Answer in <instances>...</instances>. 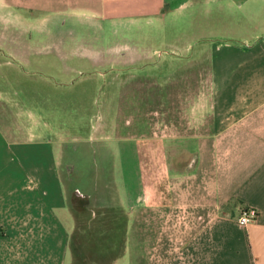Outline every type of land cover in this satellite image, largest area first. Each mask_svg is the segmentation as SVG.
<instances>
[{
  "label": "crops",
  "instance_id": "obj_1",
  "mask_svg": "<svg viewBox=\"0 0 264 264\" xmlns=\"http://www.w3.org/2000/svg\"><path fill=\"white\" fill-rule=\"evenodd\" d=\"M203 6L227 8L248 24L249 39L213 43L226 57L212 69L207 129L184 142L195 152L184 145L170 156L166 147L163 199L137 197L126 214L116 196L105 202L98 193L96 207L78 211L56 157L23 144L14 160L2 142L0 264H264V0H0V20L27 14L120 26ZM246 207L258 216L240 225Z\"/></svg>",
  "mask_w": 264,
  "mask_h": 264
},
{
  "label": "rangeland",
  "instance_id": "obj_2",
  "mask_svg": "<svg viewBox=\"0 0 264 264\" xmlns=\"http://www.w3.org/2000/svg\"><path fill=\"white\" fill-rule=\"evenodd\" d=\"M218 11L191 7L120 26L0 20V143L14 160L23 144L56 157L78 211L96 207L98 193L116 196L126 214L137 197L155 204L167 193L166 147L170 156L184 145L195 152L184 142L207 129L212 69L226 57L213 43L249 39L246 22Z\"/></svg>",
  "mask_w": 264,
  "mask_h": 264
},
{
  "label": "built area",
  "instance_id": "obj_3",
  "mask_svg": "<svg viewBox=\"0 0 264 264\" xmlns=\"http://www.w3.org/2000/svg\"><path fill=\"white\" fill-rule=\"evenodd\" d=\"M258 213L257 210L252 207H246L241 209L238 223L240 225H247L254 222L257 219Z\"/></svg>",
  "mask_w": 264,
  "mask_h": 264
}]
</instances>
